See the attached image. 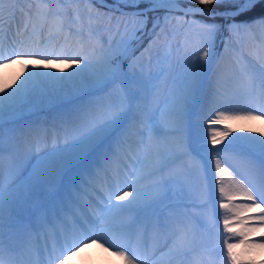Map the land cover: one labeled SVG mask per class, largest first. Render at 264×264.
<instances>
[{"label":"snow or ice","instance_id":"6c2138e0","mask_svg":"<svg viewBox=\"0 0 264 264\" xmlns=\"http://www.w3.org/2000/svg\"><path fill=\"white\" fill-rule=\"evenodd\" d=\"M3 2L4 0H0V30L5 12L2 7ZM63 2L64 0H58L60 4ZM88 2L95 3L96 0H88ZM164 2L166 0H113V5L109 6L106 0H100V3L113 13L140 19L133 21L135 25L133 31L122 37L115 46L111 42L107 46L99 41L92 43L94 32L89 23L87 33L89 51H85V46L80 44L79 50L73 55L55 56V59L62 65H67V68L52 70V59L47 50L13 51L7 57L0 51V66L4 67H7L2 63L5 59L8 63H15L23 59L42 57L41 65L34 66L42 70L28 71L16 87H12L15 80L11 84H0V120L5 114L11 116L24 110L42 107L62 97H76L83 100L85 97L94 96L108 85L118 81L123 84L122 77L125 74L121 58L127 54L131 46L129 38H136L137 33L144 32L149 19L147 13L155 11V6ZM198 2L228 3L234 6L220 13L229 21L230 36L244 33L257 40L256 33L259 31L258 53L254 61L244 63L240 67L239 92L242 98L264 105V0H198ZM140 3H147L153 7L133 13H124L120 7L121 4L136 7ZM257 7L260 8L258 15L243 21L235 19L255 11ZM196 11L203 13L202 9ZM187 14L186 12L185 15ZM69 15L64 7L56 10L47 5L37 7L24 24V30H28L29 23L32 24L33 34L47 26L48 38L58 37L65 32ZM97 15L101 14L97 12ZM209 15L214 14L209 13ZM33 16L39 21L38 24L32 22ZM89 19L91 20V10H89ZM111 20L112 17H109V21ZM121 23L125 29L128 28V22L117 21V32ZM193 23L199 26V34L202 38L199 48L201 55L198 61L191 64L189 70L183 74L178 91L168 102L160 106L156 99V86L153 81L158 80L160 74L149 75L147 78L140 77L136 81L135 88H122L116 103L105 104L98 99L84 100L71 110L60 113L58 117L60 122L58 131L63 132L64 138L62 146L58 143V135L53 137L50 148L46 139H37L35 144L37 150H40L41 143L45 148L40 151L36 166L22 185H17L11 180L6 184L0 179V264H56L57 261L58 264H70L69 257L74 252L77 254L83 252L84 247L89 243H98L102 248L107 244L108 247L104 249L106 252L114 248L112 254L122 257L125 264H136V261L141 259V249L146 248L149 233L155 235L163 225L159 220L156 222L140 220L136 210L159 202L166 190L172 185L181 183L180 170L175 165L187 154L186 141L182 134L191 107L201 95L203 74L213 57L216 34L220 28L218 25L206 24L203 21ZM73 24L80 25L75 31L83 37L84 21L79 9L71 13L67 27L68 35L72 34ZM158 26L157 19L153 23V31ZM12 43H15V40ZM20 44L24 45V41L21 40ZM200 60L204 63H200ZM74 65L77 67H73ZM57 72L67 74L58 75ZM19 79L16 77V80ZM7 88L12 90L7 91ZM211 102L215 103V99ZM257 119H264V113L261 116H255L251 111L245 115H226L224 111H218L209 120V124L220 125L228 121ZM233 130L231 125L223 131L213 129L211 143L213 145L220 143ZM244 130L257 131L250 127ZM260 136H264V131H260ZM133 137L138 138L135 141L137 147H142L146 153H152V159L149 165L133 169L131 172L127 171L125 166L122 183L121 168L117 161L120 151L125 146L131 149ZM170 137L173 139L170 140ZM234 139L245 141L235 146L234 154L248 175H241L239 180L232 179L229 187L224 186L222 178L217 181L220 184L221 196L228 201L220 203L219 207L226 213H234L231 217L224 216V231L231 232L233 220L239 221L241 230L233 235L240 236V243L247 245L255 242L244 239L247 235L244 229L249 227L245 224V219L257 220L260 226H264V215L241 217V213L250 209H259L264 213V207H261L264 205V139L256 136ZM162 146L166 150L162 151ZM94 154H98V158L90 160ZM82 165L83 167H79ZM215 165L217 174L221 177L227 174L231 178L232 174L223 167L222 159H216ZM73 169H78L77 174L69 179L64 195L53 206L51 213L44 217V224L48 227L43 233L42 246L40 234L37 233L36 238L33 239V233L27 229L17 235L18 243L6 244L5 232L6 229L11 231L17 209L29 201L32 194L40 187L47 185L54 189L57 185L63 186L65 176ZM145 176L156 177L147 199L136 187ZM124 187L131 191H123ZM236 195L243 196L250 203L233 205L232 200ZM129 196L131 199H128ZM116 201H127V203ZM9 239H12L11 235ZM224 243L231 264H240L239 257L233 252L236 245L227 240ZM171 251L180 255L192 251V232L188 225L177 227ZM192 264H213L211 254L201 253L193 259Z\"/></svg>","mask_w":264,"mask_h":264},{"label":"bare ground","instance_id":"6f19581e","mask_svg":"<svg viewBox=\"0 0 264 264\" xmlns=\"http://www.w3.org/2000/svg\"><path fill=\"white\" fill-rule=\"evenodd\" d=\"M45 5L53 10L60 7L68 10L70 15L69 20L66 21L65 32L51 39L48 38L47 26L43 30L38 29L36 34H33L32 31L26 34L21 32L24 24L28 21V17L35 12L37 7H44ZM13 6H15V9L13 11L14 15H12V26L10 32L6 35L11 38L10 43L3 42L1 39L2 31L0 30V51L3 52L5 57L13 51L39 52L47 50L52 59V70L61 67L67 68V65H62L55 59V56L73 55L79 50L80 44L85 46V51H89L90 44L87 36L89 23H91L94 32L92 43L99 41L107 46L111 42L115 46L113 40L104 41V36L108 37L111 34L109 24L102 26L99 23L97 13L80 1L68 2V0H64L63 4H60L58 0H4L2 5L5 9L3 23L10 16ZM171 6L177 8V10H182V6L178 3H172ZM76 9H79L80 16L84 21L83 31L85 35L83 37L75 31L76 28L80 27L79 24H73L72 34L68 35L67 27L71 20V13ZM89 10H91V20L89 19ZM32 22L39 23L35 16L32 17ZM18 24H20V28L17 30ZM30 26H32L31 23L28 27ZM256 35L258 40L259 31ZM65 36H67V40H65ZM13 40H15V43H12ZM21 40L24 41V45L20 44ZM257 40L244 33L239 36H230L229 33L226 37L225 49L220 58L214 66H210L208 63L203 74L201 95L191 107L182 134L186 141L187 154L175 165L180 170L181 183L172 185L169 190H166L159 202L136 210V215L140 220L145 222L159 220L163 225L155 235L149 233L146 248L141 249L142 256L139 260H143L159 250L156 259L145 264H190L194 258L205 252L211 254L213 264H231V261L226 263L227 247L224 243L225 240L236 245L233 252L239 257L240 264H264V250L261 254L257 252L258 244L260 242L264 243V226H260V222L257 220L245 219V224L249 227L244 229L247 232L244 239L255 242L247 245L240 243V236L233 235V233L241 230L239 221L233 220L232 231L225 232L223 218L225 215L231 217L234 213H226L224 209L219 207L220 203H227L228 201L221 196L219 192L220 184L217 182L222 178L224 186L229 187L232 179L239 180L241 175H248L234 154L235 146L245 143V141L234 138L256 136L259 139H264V136H260V131H264V119L228 121L226 124L220 125L209 124V120L218 111H224L226 115H245L248 111H251L255 116H261L264 113V105L242 98L239 92L240 67L244 63L254 61L258 53ZM77 41H80V43H77ZM41 59L42 57L23 59L15 63H8V60L5 59L2 63L6 64L7 67L0 66V84H11L15 80L12 87H16L28 71L42 70V68L34 67L41 65ZM73 67L77 66L74 65ZM22 71L23 75H21ZM68 71H71V69H68ZM57 74L66 75L67 73L57 72ZM16 77L20 79L16 80ZM180 80L165 77V72H163L158 80L153 81L156 86V99L160 106L168 102L172 95L178 91ZM122 88H125L124 84L118 81L109 89L98 91L94 96L85 97L83 100L76 97H62L42 107L24 110L11 116L5 114L0 120V137H2V144H0V179H3L6 184L11 180L17 185H22L33 167L36 166L40 151L45 148V145L41 143L40 150H37L35 144L38 138L46 139L47 146L50 148L53 137L58 135V143L61 146L63 145V132L58 131L60 129L58 119L60 113L67 112L75 105L88 99H98L105 104L116 103L121 95V91L118 92L117 89L121 90ZM11 90V88H7V91ZM213 99H215V103L211 102ZM213 109L216 111H213ZM157 118H160L159 113H157ZM229 125L234 129L231 134L222 139L220 143L213 145L211 143V131L213 129L223 131ZM249 127L257 131L244 130ZM136 139L138 138L133 137L131 149L125 146L119 154L117 163L121 168L122 183L125 166H127L126 170L131 172L133 169L149 165L152 159V153H146L142 147H137ZM169 139L171 140L173 137ZM161 150L166 149L162 146ZM196 151L203 152L204 162L197 156ZM97 158L98 154H94L90 157V160ZM216 159H222L223 167L227 168L228 172L232 174L231 178L227 174L221 177L216 173ZM190 163L193 166L189 165ZM203 166L205 167V174L202 172ZM79 167H83V165ZM187 168L188 177L185 174ZM24 170H26V173L22 174ZM77 172L78 169L70 171L64 178L63 186L57 185L54 189L47 185L40 187L32 194L29 201L17 209L12 220L11 231L9 232L6 229L5 232L6 244L15 245L18 243L17 235L23 233L26 229L31 232L36 228L39 231L47 229L48 226L44 224L45 215L51 213L53 206L64 195L69 179L73 178ZM202 175H205L204 179ZM155 179L156 177L153 176H145L136 185L145 194L146 199L150 195ZM123 189L124 191H131L127 187ZM113 199L115 200V197ZM128 199H131V196ZM116 202L127 203V201ZM247 203H250V201H247L241 195H236L232 200V204L235 206ZM261 207H264V205H261ZM258 215H264V213H261L259 209H250L241 213L242 218ZM200 220H202V229L199 230L194 224ZM179 225H188L192 232V251L186 255L174 254L171 251L176 229ZM9 235L12 236L11 240ZM163 246H166L167 249L161 250ZM107 247V244L102 248L98 243H89L87 247H84L83 252L78 254L74 252L69 257L70 264H125L122 257L112 254L115 251L114 248L106 252L104 249ZM56 264H58V261Z\"/></svg>","mask_w":264,"mask_h":264},{"label":"rangeland","instance_id":"374dc122","mask_svg":"<svg viewBox=\"0 0 264 264\" xmlns=\"http://www.w3.org/2000/svg\"><path fill=\"white\" fill-rule=\"evenodd\" d=\"M73 0H68L71 2ZM84 3L92 11L96 13L99 12L101 15H97L99 23L102 26L106 25L109 20V17H112L111 20V34L110 36H104V41L113 40V43L116 44L121 40L122 37L126 36L127 33L133 31L135 25L133 21L140 19L139 17H133L130 15L121 16L120 13H113L108 9H103L99 6H96L92 3H89L88 0H77ZM174 2H186L191 4L199 3L198 0H166L165 4H170ZM208 11V10H207ZM117 21L128 22V28L125 29L123 23L120 25L119 32L116 31ZM194 21H203L206 24H211L205 20L197 17H185V15L180 13H169L164 16L163 22L160 27L155 32L152 37L150 44L146 45L141 49L136 55L130 58L126 62V65L129 66L130 70L123 69L124 76V86L128 88L129 79H131L133 85H136V81L140 77L147 78L149 75H157L165 72V77H169L172 80H180L184 73H186L191 64H194L198 61L199 56L201 55L199 48L202 43V38L199 34V26L194 24ZM106 23V24H105ZM228 23L225 26L223 36H221L220 46L215 39L214 44V54L209 62L210 66L214 64L219 58L222 52L225 49L226 41L225 38L229 34ZM23 32H27L23 30ZM133 38H129V41ZM151 45V47H150ZM147 50V51H146ZM204 63L203 60L199 61ZM113 84L108 85L104 88H109ZM103 88V89H104ZM134 88V87H133ZM120 92L119 89H117ZM199 157L205 160L203 152H197ZM192 165V163H190ZM186 177H188V168L185 171ZM202 178H205V175H202ZM124 191V189H123ZM211 193V190L209 191ZM206 221V220H204ZM202 220L195 222V227L197 229H202ZM264 243L260 242L257 246L258 254H261L264 250V247H261ZM165 247H163L164 249ZM230 260L226 256V263H229Z\"/></svg>","mask_w":264,"mask_h":264},{"label":"trees","instance_id":"16d2710c","mask_svg":"<svg viewBox=\"0 0 264 264\" xmlns=\"http://www.w3.org/2000/svg\"><path fill=\"white\" fill-rule=\"evenodd\" d=\"M209 5L210 7H214V8H224V7H227V6H233L231 4H228V3H211V4H207ZM260 11V8L257 7L255 11L251 12V14H258ZM212 20H215V21H220V19H212Z\"/></svg>","mask_w":264,"mask_h":264}]
</instances>
